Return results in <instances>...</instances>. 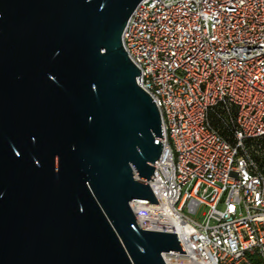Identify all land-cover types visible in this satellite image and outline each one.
<instances>
[{
  "label": "water",
  "instance_id": "1",
  "mask_svg": "<svg viewBox=\"0 0 264 264\" xmlns=\"http://www.w3.org/2000/svg\"><path fill=\"white\" fill-rule=\"evenodd\" d=\"M142 1L0 0V264L185 254L131 207L158 204L148 182L164 139L123 45Z\"/></svg>",
  "mask_w": 264,
  "mask_h": 264
},
{
  "label": "built area",
  "instance_id": "2",
  "mask_svg": "<svg viewBox=\"0 0 264 264\" xmlns=\"http://www.w3.org/2000/svg\"><path fill=\"white\" fill-rule=\"evenodd\" d=\"M123 45L164 138L141 228L177 234L165 264H264V0H144Z\"/></svg>",
  "mask_w": 264,
  "mask_h": 264
},
{
  "label": "trees",
  "instance_id": "3",
  "mask_svg": "<svg viewBox=\"0 0 264 264\" xmlns=\"http://www.w3.org/2000/svg\"><path fill=\"white\" fill-rule=\"evenodd\" d=\"M257 145H262L263 147H264V140H261V141H258L257 143H256V146ZM256 149H257V151H262V153H264V151H263V149L262 148H259V147H256ZM258 157V156H257ZM263 162H264V154H263Z\"/></svg>",
  "mask_w": 264,
  "mask_h": 264
},
{
  "label": "rangeland",
  "instance_id": "4",
  "mask_svg": "<svg viewBox=\"0 0 264 264\" xmlns=\"http://www.w3.org/2000/svg\"><path fill=\"white\" fill-rule=\"evenodd\" d=\"M206 209L203 207L199 210L198 214L195 215L194 217L201 220L202 219V213L205 211Z\"/></svg>",
  "mask_w": 264,
  "mask_h": 264
}]
</instances>
